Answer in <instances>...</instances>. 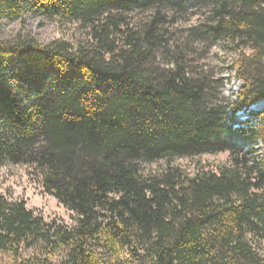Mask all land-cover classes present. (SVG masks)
<instances>
[{
    "label": "trees",
    "instance_id": "obj_1",
    "mask_svg": "<svg viewBox=\"0 0 264 264\" xmlns=\"http://www.w3.org/2000/svg\"><path fill=\"white\" fill-rule=\"evenodd\" d=\"M197 9L208 16L194 38L239 52L235 100L190 67L167 27ZM26 15L78 24L85 39L0 38V167L34 168L77 224L0 193V253H39L23 264L63 254L64 264H264V0H0V24ZM220 152L229 165L193 176L170 162Z\"/></svg>",
    "mask_w": 264,
    "mask_h": 264
},
{
    "label": "rangeland",
    "instance_id": "obj_2",
    "mask_svg": "<svg viewBox=\"0 0 264 264\" xmlns=\"http://www.w3.org/2000/svg\"><path fill=\"white\" fill-rule=\"evenodd\" d=\"M207 16V9H197L187 14H179L176 18L178 21L167 27L174 37V42L180 44L190 67L198 74L208 77L213 82V89L225 102L235 100L243 87V82L236 78L234 62L239 52L234 44L222 41L216 45H209L207 42L194 38V30L200 27ZM21 31L28 32L44 44L64 39L77 46L85 39V33L78 24L61 23L58 19L42 16L26 15L21 20H3L0 24V38L3 40H12ZM245 53L250 54L251 52L245 51ZM220 81L222 86H220ZM258 154H264L263 144L259 146ZM230 159L229 152H220L175 158L170 162L182 168L187 175L193 176L202 168L217 171L229 165ZM168 164L167 160H161L154 163H142L141 168L145 175H154L165 169ZM0 193L13 200H25L28 208L43 216L46 221L56 220L70 228L77 224L75 215L61 205L55 197L45 192L41 178L32 167L12 163L0 167ZM255 241L264 252V240ZM37 254L39 253L35 250H27L20 259L16 260L11 253H0V264H23L26 260H32ZM64 257L63 254V258L53 259L49 264H64Z\"/></svg>",
    "mask_w": 264,
    "mask_h": 264
},
{
    "label": "water",
    "instance_id": "obj_3",
    "mask_svg": "<svg viewBox=\"0 0 264 264\" xmlns=\"http://www.w3.org/2000/svg\"><path fill=\"white\" fill-rule=\"evenodd\" d=\"M256 109L258 108V105H257V107H255Z\"/></svg>",
    "mask_w": 264,
    "mask_h": 264
}]
</instances>
